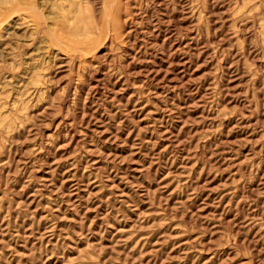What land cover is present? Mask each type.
<instances>
[{"label":"rangeland","instance_id":"rangeland-1","mask_svg":"<svg viewBox=\"0 0 264 264\" xmlns=\"http://www.w3.org/2000/svg\"><path fill=\"white\" fill-rule=\"evenodd\" d=\"M0 264H264V0H0Z\"/></svg>","mask_w":264,"mask_h":264}]
</instances>
